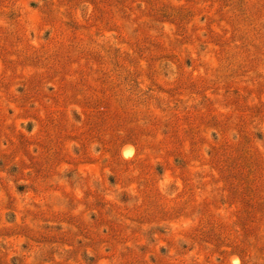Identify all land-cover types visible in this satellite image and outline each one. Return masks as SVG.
I'll use <instances>...</instances> for the list:
<instances>
[{"label": "rangeland", "instance_id": "obj_1", "mask_svg": "<svg viewBox=\"0 0 264 264\" xmlns=\"http://www.w3.org/2000/svg\"><path fill=\"white\" fill-rule=\"evenodd\" d=\"M0 264H264V0H0Z\"/></svg>", "mask_w": 264, "mask_h": 264}]
</instances>
